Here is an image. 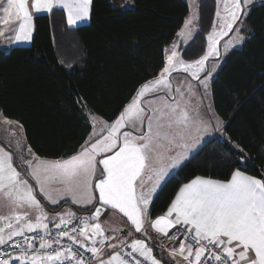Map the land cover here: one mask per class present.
<instances>
[{
    "label": "snow or ice",
    "instance_id": "obj_1",
    "mask_svg": "<svg viewBox=\"0 0 264 264\" xmlns=\"http://www.w3.org/2000/svg\"><path fill=\"white\" fill-rule=\"evenodd\" d=\"M252 3L217 0L207 51L186 62L173 43L165 50L159 75L138 89L113 123L103 126L104 134L97 137L94 130L79 152L57 160L32 153L26 164L34 185L14 166L13 156L0 148V207L8 210L0 215V264H160L144 240L134 238L126 244L115 237L118 243H110L114 237L106 235L101 210L118 211L137 233L142 232L152 194L209 132L207 113L192 102L194 89L202 86L207 96L217 64L213 61L209 70L206 62L220 56L217 46L230 32L236 35L224 45L226 50L243 41L240 28ZM91 4L92 0H0V24L11 26L0 28V37L8 33L14 42H28L34 16L60 9L72 27L89 18ZM197 18L190 14L177 33L185 43ZM177 72L186 73L198 85L173 88L171 77ZM215 119L219 128L222 122ZM4 122L18 123L6 118ZM37 189L52 205L70 200L82 207L95 206L98 194L99 206L92 215L78 216L65 208L57 213L58 219H50ZM177 225L181 227L169 236ZM151 227L179 241L169 255L180 257L184 264H264V179L241 170L224 180L198 175L180 187L166 213ZM124 247L131 251L124 253ZM117 248L120 251H107Z\"/></svg>",
    "mask_w": 264,
    "mask_h": 264
},
{
    "label": "trees",
    "instance_id": "obj_2",
    "mask_svg": "<svg viewBox=\"0 0 264 264\" xmlns=\"http://www.w3.org/2000/svg\"><path fill=\"white\" fill-rule=\"evenodd\" d=\"M124 3L92 0L88 24L73 29L60 11L36 16L31 44L0 52V112L22 126L40 158L76 153L91 132L88 113L113 121L162 70L164 49L189 14L184 0H134L131 9ZM214 10V0H198L197 32L178 46L185 61L205 53ZM242 33L241 47L225 56L211 83L224 137L209 141L168 180L149 218L164 213L179 187L198 175L224 180L241 170L264 179V4L251 6Z\"/></svg>",
    "mask_w": 264,
    "mask_h": 264
},
{
    "label": "rangeland",
    "instance_id": "obj_3",
    "mask_svg": "<svg viewBox=\"0 0 264 264\" xmlns=\"http://www.w3.org/2000/svg\"><path fill=\"white\" fill-rule=\"evenodd\" d=\"M184 1L188 5L189 15L192 14V15L198 17V0H184ZM133 2H134V0H125L123 9H131L133 7ZM214 2H215V10H214L213 21L216 18L215 17V13H216V10H217V0H214ZM253 4H264V0H253V3L248 6V11H249V9L251 8V6ZM222 7H223V5L221 4V9H222ZM0 15H2V13ZM189 15H188V17H189ZM197 23H198V18L193 20L192 37H191V39L188 40L187 43H185L184 38L179 36V39H181V41L183 42V44H182L183 46H186L193 39V37L195 36V34L197 32ZM212 24H213V22H212ZM6 27H9V25H6ZM217 27H219V25H217ZM234 28H235V26H234ZM242 28H243V26L240 28V33L239 34L241 36H243V38L245 39V37H244V35L242 33ZM211 30H212V25H211L209 33L211 32ZM208 34H207V36H208ZM235 35H236L235 31H233V32H230L227 36H224L220 40V43L217 46L218 50L220 52V56L219 57H210L209 61L206 62L209 70H211V68L213 66V61H215L216 64H217L216 71L212 74L211 78L208 81V94H207V96L204 95V89H203L202 86L197 87V88L194 89V92L196 93V95H194L192 97V102L193 103H199L201 108H202V110H204L207 113L206 118L209 120V132L206 133L203 136L202 140L197 143L196 147L192 150V152L189 155V157L182 162V164L180 165L181 167L183 165H185L189 160H191L195 156V154H197L196 152L194 153V151H196L199 146H201V148H202L205 145L204 142H205V138L207 137V135H209L213 130L217 129L216 119H215L216 116L214 114L213 106H212L211 83H212L213 78L215 77V75L217 74V72L219 71L221 66L223 65L225 56L227 54H229L231 51L238 50L241 47V45H242L243 41L240 44H233L227 50L225 49L224 45L229 40H231ZM207 36H206V44H207ZM4 39H7V37L6 36L0 37V42L4 41ZM206 51H207V45H206ZM180 56H181V54H180ZM186 62H190V61H186ZM158 75H159V73H158ZM201 75L203 76V74H201ZM156 77L152 78L151 80L155 79ZM171 78H172L173 88H175L178 85H183L184 89L187 90L188 83H191L194 86L198 85V81L192 80L190 76H188L186 73H183V72L172 73V77ZM133 97H132V99H133ZM132 99L128 102V104L132 101ZM145 99L147 100V99H149V97H145ZM156 103H159V101H156ZM209 108L211 109V111H207ZM117 117L113 121L107 122V121L101 119L100 117H98V116H96L94 114L88 113V121H89V124L91 126V132H90L88 138L86 139V141L90 140L94 130H95V133L97 134V137L99 135L104 134V133L101 132V129L103 128V126L105 124L113 123L117 119ZM4 120L5 119L2 116H0V144L2 143L4 145V148H6L9 151V153L13 156L14 166L17 167L18 171H20L23 175L28 176L29 181L34 185L35 181L31 180V177L29 175V169L27 168V164H26L27 160H31L32 159V152H30L29 149L27 148V146L25 145V138H24L23 130H22V128H21L19 123H15V124L14 123H5ZM80 150H81V147L78 149L77 152H79ZM76 153H74V154H76ZM69 157H67V158H69ZM64 159H66V158H64ZM44 160H48V159H44ZM145 180H146L147 184L151 183L150 181L147 180V174L145 176ZM149 187H151V186H149V185L147 186L146 185V188H149ZM36 192H37V196L40 199L41 203H43V202L48 203L43 198V196L39 195L38 189L36 190ZM153 196L154 195L152 194L151 203L156 198L155 197L153 199ZM50 205H52V204H50ZM54 206H55L54 208H58V211H54V212H56V213H54L56 216H57V213L62 212L63 209H65V208H69L72 211H73V209L92 210L91 212L81 214V216L92 215L95 212V206H99L98 194H97V200L95 202V206L87 205L86 207H82V206L77 205V204H72L70 200L67 203H65L64 201H61V203L59 205H54ZM148 213H149V208H148ZM101 215H102L101 217L104 220L107 219V220H115L117 222H121V221H123L125 219L123 214L119 213L118 211H116L114 209H110V208L102 209L101 210ZM56 218H58V217H56ZM147 218H148V214L145 216L144 222L147 220Z\"/></svg>",
    "mask_w": 264,
    "mask_h": 264
},
{
    "label": "crops",
    "instance_id": "obj_4",
    "mask_svg": "<svg viewBox=\"0 0 264 264\" xmlns=\"http://www.w3.org/2000/svg\"><path fill=\"white\" fill-rule=\"evenodd\" d=\"M54 11H60L62 14H63V10L60 9V10H54ZM90 11H91V7H90ZM1 14V13H0ZM50 14H47V13H44V14H36L34 17L36 16H49ZM189 15V14H188ZM65 18V21H66V16H64ZM90 20V14H89V18L87 20H84V21H78L76 25H73L72 27H69L67 25V21H66V26L70 29H73V28H77V27H80V26H84L86 24H88ZM33 25H34V21H33ZM184 25V24H183ZM9 27H11L9 25ZM9 27H6V25H2L0 24V28H9ZM183 28V26H182ZM181 28V29H182ZM33 34H34V27H33V33H32V37H33ZM5 36L7 37V39H4V41H1L0 42V52H8L11 48H14V47H28L30 44H31V41H28V42H14L12 40H10L8 38V33L5 34ZM176 44V50L178 51V46L181 44H183V42L181 41V39H179V36L176 35V38L174 40V42ZM170 44L169 46H167L165 49H164V58L166 60V52L165 50L166 49H171V46L173 45ZM170 54V53H168ZM160 73V72H159ZM145 84V83H144ZM141 87V86H140ZM139 89V88H138ZM138 91V90H137ZM137 93V92H136ZM135 93V94H136ZM134 94V95H135ZM213 106V104H212ZM214 111V109H213ZM215 114V112H214ZM215 116L217 117V115L215 114ZM220 120V119H219ZM221 121V120H220ZM222 122V121H221ZM223 131H224V123L222 122L220 125H219V128H217L216 130H213L209 135H207V137L205 138V145L211 141L212 139H216V138H221V137H224V134H223ZM25 145L27 146L26 142H25ZM0 148H3L5 151H7L9 153V151L4 148V145L1 143L0 144ZM28 148V146H27ZM201 146L198 147V149L196 151H194V153L198 152L200 149ZM29 149V148H28ZM193 153V154H194ZM181 167V166H180ZM178 167V168H175V169H172L170 171V175L166 178V180L161 184V186L157 189V191L153 194V199L156 197V195L160 192V190L164 187V185L168 182V180L170 178H172L181 168ZM179 169V170H178ZM146 185L148 186H151V183L147 184ZM184 185V184H183ZM182 185V186H183ZM180 186V187H182ZM179 187V189H180ZM179 189L177 190V192L179 191ZM176 192V194H177ZM175 194V196H176ZM174 196V198H175ZM173 198V199H174ZM172 199V200H173ZM152 201V200H151ZM151 201H150V204L148 206V208L150 209L151 207ZM172 202V201H171ZM47 212L49 213V218L52 219V218H56L57 216L54 214L56 212L54 211H58V209L56 210V208H54L55 206L53 205H50L49 203H46V202H43L42 203ZM171 204V203H170ZM169 204V206H170ZM168 206V207H169ZM78 209H73L74 212H76V214L78 216H81V213H79L77 211ZM7 208H4V207H0V215L2 214H6L7 213ZM92 210H89L88 212H91ZM167 211V210H166ZM166 211L154 218H147V220L144 222V227L142 229V232L141 233H137L135 231V228L134 226L131 225V223L127 220L126 217H124L125 219L121 222H117L115 220H107V219H103L101 216H100V222L102 223V226L105 228L106 230V235L109 236V237H114V239H111L109 242L110 243H118V240L115 239V237H119V238H122L125 243H130L132 239L134 238H138V239H141V240H144L145 243L147 244L148 247H151L153 249V256L158 259L160 261V264H176V261L177 260H180V257H176L175 259H173V257H171L169 255V250L172 248V247H179V241H171L169 240L167 237H165L164 235H162L161 233H158L155 229H153L151 227V223L158 217L164 215L166 213ZM86 212V213H88ZM83 214V213H82ZM92 214V213H91ZM105 217V216H104ZM58 219V218H57ZM145 219V218H144ZM51 225V224H50ZM49 225V226H50ZM181 226L177 225L175 228H172L169 230V236L172 235V233L176 232L177 228H180ZM128 233H131V235H128ZM118 249V248H117ZM117 249L115 250H107V251H117ZM180 264H184V262L182 260H180Z\"/></svg>",
    "mask_w": 264,
    "mask_h": 264
},
{
    "label": "built area",
    "instance_id": "obj_5",
    "mask_svg": "<svg viewBox=\"0 0 264 264\" xmlns=\"http://www.w3.org/2000/svg\"><path fill=\"white\" fill-rule=\"evenodd\" d=\"M49 227L52 228L53 226L50 225ZM182 238H183V237H181V239H182ZM126 244H127V243H126ZM117 251H120V249L118 248ZM130 251H131V249H129V248H127V247H124V248H123V252H124V253H128V252H130ZM145 264H147V262H145Z\"/></svg>",
    "mask_w": 264,
    "mask_h": 264
}]
</instances>
